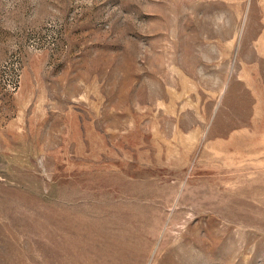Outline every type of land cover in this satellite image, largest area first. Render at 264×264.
<instances>
[{"label":"rangeland","instance_id":"rangeland-1","mask_svg":"<svg viewBox=\"0 0 264 264\" xmlns=\"http://www.w3.org/2000/svg\"><path fill=\"white\" fill-rule=\"evenodd\" d=\"M0 264H264V0H0Z\"/></svg>","mask_w":264,"mask_h":264}]
</instances>
